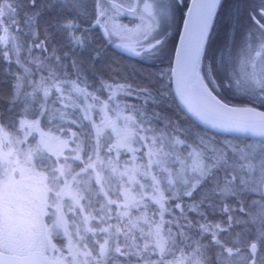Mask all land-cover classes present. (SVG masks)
<instances>
[{"label":"snow or ice","instance_id":"6c2138e0","mask_svg":"<svg viewBox=\"0 0 264 264\" xmlns=\"http://www.w3.org/2000/svg\"><path fill=\"white\" fill-rule=\"evenodd\" d=\"M0 264H264V0H0Z\"/></svg>","mask_w":264,"mask_h":264},{"label":"trees","instance_id":"16d2710c","mask_svg":"<svg viewBox=\"0 0 264 264\" xmlns=\"http://www.w3.org/2000/svg\"><path fill=\"white\" fill-rule=\"evenodd\" d=\"M246 21V17H244ZM247 22V21H246ZM92 38L96 42L97 46H103L106 49V61L104 65V78L105 79H114L119 82H129L136 83L142 79L143 72H159V71H167L168 66L170 65L171 54L166 53L163 57L157 60L154 64L152 62H145L142 58H136L135 56H128L124 53H121L115 49H113L108 42H106L105 38L100 34L99 30L96 29L91 33ZM175 35L170 38L169 42V50L172 53L173 45L175 42ZM223 38V32H221V39ZM239 39V38H238ZM112 65L113 68L119 67V73L110 72L107 69V65ZM165 84L170 88V81L165 78ZM4 90L7 91L8 87L4 86ZM222 95L225 99L228 100L231 104L243 105L246 101L239 97H233L230 93L221 90ZM99 94V93H98ZM106 95V94H105ZM119 99L126 98L129 100L131 104H137L139 106V102L136 100L135 96L133 97H118ZM167 110L169 113H177L182 118H187L189 123H192V120L176 103L172 91H170L168 95L167 102ZM195 122V121H194ZM201 129L206 130L209 134L217 136L219 138L227 137L232 139L234 137H238L241 140L248 139V137L244 135L230 134V133H221L217 131H212L203 127L202 125L195 122ZM87 124V122H86ZM178 211V210H177ZM166 218L167 215H166Z\"/></svg>","mask_w":264,"mask_h":264},{"label":"water","instance_id":"95a60500","mask_svg":"<svg viewBox=\"0 0 264 264\" xmlns=\"http://www.w3.org/2000/svg\"><path fill=\"white\" fill-rule=\"evenodd\" d=\"M188 3L190 4V0H188ZM99 32H100V34L102 35V32H101V30L99 29ZM103 36V35H102ZM104 37V36H103ZM124 41H119V40H114V42L113 43H111L110 44V46L113 48V49H115V50H117V51H119V52H121V53H124V54H126V55H128V56H134V55H132V53L131 52H129V51H125L123 48H120V47H116L115 46V44L116 43H123ZM127 42H129V43H132L133 41L132 40H128ZM177 41H176V38H175V42H174V44L176 43ZM174 46V45H173ZM174 63V50L172 49V53H171V60H170V64H173ZM170 89H171V91H172V94H173V96H174V99H175V101H176V103H177V105L192 119V120H194L195 122H197L198 124H200V125H202L203 127H205V128H207V129H210V130H212V131H217V132H221V133H227V132H224V131H222V130H220V129H213V128H211L210 126H207V125H203V124H201L199 121H197L196 120V118L195 117H193L190 113H187V109L185 108V106L181 103V101H180V99H179V97L178 96H176V94H175V83H174V81H170ZM235 105H238V104H235ZM238 106H242V105H238ZM230 134H237V135H244V134H241V133H230ZM245 136V135H244Z\"/></svg>","mask_w":264,"mask_h":264},{"label":"rangeland","instance_id":"374dc122","mask_svg":"<svg viewBox=\"0 0 264 264\" xmlns=\"http://www.w3.org/2000/svg\"><path fill=\"white\" fill-rule=\"evenodd\" d=\"M130 19L131 18H126V20L125 21H122V23H126V24H129V26L131 27V24H130ZM136 22H138V21H136ZM246 23V22H245ZM129 39H133L132 37H129ZM229 93V92H228ZM121 102L122 103H128V104H130L131 105V102L129 101V100H126V98H123V99H121ZM93 118L94 119H96L97 121H99V117L98 116H96L95 114L93 115ZM87 121H85V123H86ZM73 130H77V129H73ZM124 158H126V157H124ZM60 241L59 240H57V243H59Z\"/></svg>","mask_w":264,"mask_h":264},{"label":"flooded vegetation","instance_id":"af4514ba","mask_svg":"<svg viewBox=\"0 0 264 264\" xmlns=\"http://www.w3.org/2000/svg\"><path fill=\"white\" fill-rule=\"evenodd\" d=\"M126 18H127V17H122L121 20H122V21H125ZM244 22H246L245 19H244ZM98 30H99V29H98ZM105 40H106V39H105ZM128 40H132V41H133V39H128ZM106 42H107V41H106ZM133 42H134V41H133ZM132 57H134V56H132ZM135 57H136V58H139V59L141 58V57H137V56H135Z\"/></svg>","mask_w":264,"mask_h":264}]
</instances>
